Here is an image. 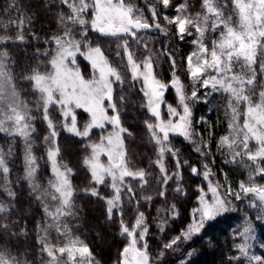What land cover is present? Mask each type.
<instances>
[{"label":"trees","instance_id":"16d2710c","mask_svg":"<svg viewBox=\"0 0 264 264\" xmlns=\"http://www.w3.org/2000/svg\"><path fill=\"white\" fill-rule=\"evenodd\" d=\"M166 1L135 0L149 25L160 30L142 31L133 38L95 32L90 0H0V67L33 125L31 136L24 140L0 134V264H54L55 258V264H79L61 257L58 244L64 240L85 246L92 264H121L135 236L142 240L151 264H264V212L251 207L255 199L251 191H264V157L257 156L254 144L235 156L222 145L232 116L228 100L194 105L193 142L171 137L160 143L142 85L129 68V60L140 65L150 62L157 78L168 86L166 103L176 105L174 75L180 74L190 91L185 66L193 51L194 27L206 33L203 44L209 50L226 24H236L235 1ZM209 4L217 21L208 12ZM180 10L190 20L183 36L177 24L166 20ZM203 15L207 23L202 25ZM80 39L102 50L117 75L112 99L105 106L123 130L129 174L118 188L97 185L88 167L93 146L112 127L94 130L88 138L68 134L54 107L44 111L34 86L35 75L50 70L58 44ZM249 75L254 79L253 91L245 95L256 103L264 94V51H259ZM246 107L245 103L234 106L240 114ZM78 114L80 125L86 124L87 114ZM28 156L34 158V174L26 164ZM53 158L69 174L72 192L58 226L45 203L46 194H52ZM209 181L240 195V200L235 212L197 231ZM248 226L254 229V248L262 259L255 263H249L240 249Z\"/></svg>","mask_w":264,"mask_h":264},{"label":"rangeland","instance_id":"374dc122","mask_svg":"<svg viewBox=\"0 0 264 264\" xmlns=\"http://www.w3.org/2000/svg\"><path fill=\"white\" fill-rule=\"evenodd\" d=\"M90 1L94 11L92 29L102 36L135 38L142 31L160 30L158 25H149L144 14L135 7V0ZM234 1L238 12L236 24H226L224 33L209 50L203 44L206 33L201 27H194L197 33L192 41L193 51L187 57L185 66L190 91L187 92L183 77L174 75L171 85L178 96L176 105L166 103L168 86L157 78L150 62L140 65L129 60L131 75L142 85L149 113L155 119L154 136L158 142H166L171 137L193 142L196 121L194 105L199 107L224 97L231 107L232 116L229 132L222 139V145L235 156L251 149L254 144L257 156L264 157V94L256 103H251V99L245 95L253 91L254 79L249 74L259 51H264V0ZM162 2L165 4L167 1ZM208 12L212 20L215 18L217 21V12L211 4L208 5ZM202 18V25L206 24L207 15ZM166 20L177 24L180 36L185 35L190 28V20L181 10ZM116 79L115 70L102 50L91 47L84 39L59 43L51 58L50 70L34 77V86L43 99L44 111L48 112L54 107L62 116V125L68 134L88 138L94 130L112 127L93 146L88 167L97 185L110 183L114 188H118L129 174L124 161L123 130L116 119L109 116L105 106L112 99ZM237 103L247 104L243 114L234 108ZM78 112L88 116L86 124L82 126ZM32 129L23 101L0 67V134L24 140L31 136ZM26 164L34 174L33 156L27 157ZM52 166L55 174L51 185L52 194H46L48 199L45 203L51 221L58 226L62 219L60 216L64 214L62 211L68 207L72 197L71 181L69 174L62 170L55 158L52 159ZM209 184L195 223L197 231H202L238 208L240 195L228 194L214 182L209 181ZM251 192L255 195L251 207H258L264 212V191L255 189ZM255 241L254 229L248 226L242 232L240 249L249 263L262 260L254 248ZM58 247L65 261L92 264L89 251L82 244L64 240ZM54 261H57L56 258ZM121 264H151L140 238H130Z\"/></svg>","mask_w":264,"mask_h":264}]
</instances>
